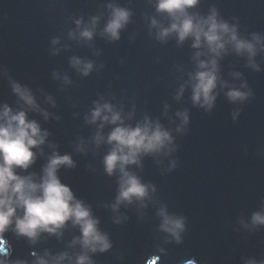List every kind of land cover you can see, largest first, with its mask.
Wrapping results in <instances>:
<instances>
[{
  "label": "water",
  "instance_id": "95a60500",
  "mask_svg": "<svg viewBox=\"0 0 264 264\" xmlns=\"http://www.w3.org/2000/svg\"><path fill=\"white\" fill-rule=\"evenodd\" d=\"M109 3L132 12L117 41L100 35ZM213 8L238 26L241 37H264V0H201L192 11L206 16ZM94 16L100 21L92 41L79 39L78 32L75 39L70 35L77 30V19L87 24ZM153 17L167 26L166 18L156 12L155 0H0V106L26 107L12 90V83L18 82L50 114L45 119L43 112L28 110L29 119L49 135L34 149L35 163L18 171L39 179L54 151L72 156L75 166H62L58 175L90 206L113 245L107 252L89 253L95 264L264 262V226L251 223L253 213L264 212V51L255 58L259 71L231 50L220 59L221 82L251 90L252 95L244 102H231L225 94L229 88L218 86L215 105L207 111L192 101L189 82L197 70L192 40L180 44L174 35L158 40V29L151 27ZM53 39L59 43L53 45ZM73 58L92 62V72L84 76L72 65ZM245 82L248 87L242 88ZM181 86L185 90L177 99ZM96 102L111 103L132 125L146 117L159 121L174 137L171 152L147 155L140 165L129 166L155 187L143 203L112 208L120 174L105 172L103 158L110 146H97L100 122L87 121ZM184 111L189 123L177 131L182 125L177 113ZM112 128L106 124L102 135L106 138ZM161 208L184 219L181 243L160 230ZM79 236L71 222L61 235L42 233L35 243L9 230L8 259L10 264H33V252H67L74 259L81 248L72 242Z\"/></svg>",
  "mask_w": 264,
  "mask_h": 264
},
{
  "label": "clouds",
  "instance_id": "9594fccd",
  "mask_svg": "<svg viewBox=\"0 0 264 264\" xmlns=\"http://www.w3.org/2000/svg\"><path fill=\"white\" fill-rule=\"evenodd\" d=\"M200 2L201 0H155L156 12L166 18L168 23L165 26L153 17L151 27L158 29L156 37L162 42L173 35L180 44L192 40V47L197 49L194 57L197 70L191 74L189 82L192 101L211 111L217 99L218 86L229 88L225 94L231 102H244L252 95L251 90L242 91L240 88L229 87L227 82H221L219 61L231 50L239 56H245L248 66L259 71L260 66L255 58L264 51V37L256 33L252 34L251 39L241 37L238 26L222 19L215 8L206 16L193 12ZM107 7L110 14L100 35L106 36L110 41H117L121 38V31L131 22L132 12L114 3H109ZM99 21L97 16L92 17L87 24L83 18L77 19V30L70 35L75 39L78 32L79 39L92 41ZM58 43V39L52 40L53 45ZM58 52V48L54 49V53ZM204 56L207 59H201ZM71 63L84 76H88L94 67L92 62L80 58H73ZM241 87L247 88L248 85L245 82ZM12 90L26 107L13 109L7 103L0 106V264H10L8 257L11 255V248L5 238V233L9 230L35 243L42 233L61 235L62 229L69 222L79 228L80 236L72 243L73 246L79 244L81 252L74 259L67 252L56 256H40L33 252L32 255L36 258L33 264H63L66 260L69 264H95L89 253H104L113 245L109 236L101 231L100 222L93 215L90 206L78 199L71 187L64 184L58 175L62 166H75L72 156L60 155L54 151L39 179L35 174L21 175L18 171H27L35 163L37 153L34 149L41 148L49 135L38 121L29 119L28 110L43 112L45 119L50 114L40 109L36 98L26 86L13 82ZM184 90V86H181L177 99L183 95ZM177 115L182 120L177 131H183L189 123V114L184 111ZM87 121L90 124L100 122V130L94 138L97 146L105 142L110 146L103 158L105 172L109 176L117 172L120 174L113 210L118 211L121 205H130L135 201L143 203L149 199L151 193L155 192V187L145 184L137 174L129 170V166L140 165L144 156L171 152L174 144L171 132L159 121L154 122L147 117L135 125L127 123L122 112L107 102H96ZM106 124L113 125V128L105 138L102 130ZM158 214L162 218L160 230L170 234L176 243H181V233L185 230L184 219L170 215L165 208H161ZM116 222L120 223L119 220ZM251 223L253 226H264V212L253 213ZM14 264H27V261L17 260ZM188 264L195 262L189 261ZM246 264L258 262L249 259Z\"/></svg>",
  "mask_w": 264,
  "mask_h": 264
}]
</instances>
